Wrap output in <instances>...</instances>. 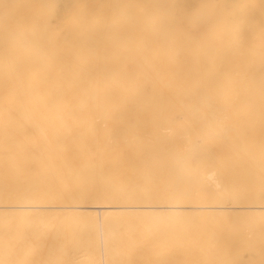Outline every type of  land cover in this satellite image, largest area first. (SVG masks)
Instances as JSON below:
<instances>
[{"label": "bare ground", "instance_id": "1", "mask_svg": "<svg viewBox=\"0 0 264 264\" xmlns=\"http://www.w3.org/2000/svg\"><path fill=\"white\" fill-rule=\"evenodd\" d=\"M262 240V0H0V264Z\"/></svg>", "mask_w": 264, "mask_h": 264}, {"label": "snow or ice", "instance_id": "2", "mask_svg": "<svg viewBox=\"0 0 264 264\" xmlns=\"http://www.w3.org/2000/svg\"><path fill=\"white\" fill-rule=\"evenodd\" d=\"M264 2V0H262ZM26 245L29 248V251H32L35 247V242L32 240L26 241ZM261 252L262 257H264V240L261 241ZM19 264H43V262H38L31 259H25L19 262ZM49 264H64L62 261H56V262H49ZM222 264H235V262H222ZM248 264H257L256 261H249ZM258 264H264V258H262Z\"/></svg>", "mask_w": 264, "mask_h": 264}, {"label": "rangeland", "instance_id": "3", "mask_svg": "<svg viewBox=\"0 0 264 264\" xmlns=\"http://www.w3.org/2000/svg\"><path fill=\"white\" fill-rule=\"evenodd\" d=\"M232 236H231V240H232V238H233V240L235 239V237L233 236V234H231ZM177 236H179L178 234H177ZM233 240L231 241V242H233ZM235 242V241H234ZM233 245H235L234 243H233ZM257 254H255V253H253V255H246V256H248V257H250V258H246V257H244L243 255H239L238 256V259L240 260V258H241V260H240V264H243L245 261L247 262V264H248V262L249 261H255L256 260V258L258 259L259 257H262V256H260V255H258V256H256ZM236 256H234L233 257V259H232V261L233 262H235L237 259V257L235 258ZM244 257V258H243ZM256 257V258H255ZM243 258V259H242ZM176 259V258H175ZM236 259V260H235ZM245 259V260H244ZM252 259V260H251ZM262 258H260L259 259V261L261 260ZM244 260V261H243ZM243 261V262H242ZM236 262H239V261H236ZM256 262H257V264H258V260H256Z\"/></svg>", "mask_w": 264, "mask_h": 264}]
</instances>
